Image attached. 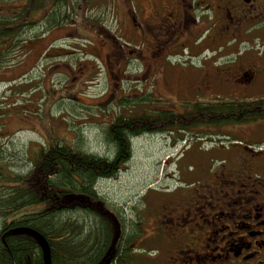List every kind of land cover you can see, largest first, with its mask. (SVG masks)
<instances>
[{"label":"rangeland","instance_id":"374dc122","mask_svg":"<svg viewBox=\"0 0 264 264\" xmlns=\"http://www.w3.org/2000/svg\"><path fill=\"white\" fill-rule=\"evenodd\" d=\"M26 1L0 0V13L19 12ZM152 5L151 0H68L69 21L48 31L45 12L38 11L37 24L24 29L18 46L0 45V171L27 174L39 150L53 141L111 156L114 146L106 130L118 115H140L145 108L179 112L193 107V100L234 94H182L173 76L178 71L158 73L154 32L142 25L154 12ZM250 38V45L241 47L261 52L264 66V25ZM184 56L173 57V62L178 67L201 63L202 55L191 60ZM236 94L234 98H264V74ZM151 95L150 102L141 103ZM171 131L135 137L131 159L115 177L97 184L98 195L127 226L139 220L148 228L158 206L155 192L174 187L180 179L196 185L204 173L238 156V149L253 159L259 155L264 175V119ZM179 137L183 142L171 149L169 144ZM45 207L21 208L10 220ZM147 250L145 256L151 254Z\"/></svg>","mask_w":264,"mask_h":264},{"label":"flooded vegetation","instance_id":"af4514ba","mask_svg":"<svg viewBox=\"0 0 264 264\" xmlns=\"http://www.w3.org/2000/svg\"><path fill=\"white\" fill-rule=\"evenodd\" d=\"M151 3L154 12L142 25L154 32V64L158 73L178 71L173 76L180 93H234V98L264 74L259 53L241 47L264 25V0ZM26 6L27 1L19 11ZM179 55L190 60L202 55L201 63L178 67L173 57ZM238 154L214 172L203 171L196 185L180 179L155 192L158 206L148 228L139 220L127 226L112 210L120 235L98 264H264L263 166L259 155L253 159L239 149ZM147 249L151 254L145 256Z\"/></svg>","mask_w":264,"mask_h":264},{"label":"trees","instance_id":"16d2710c","mask_svg":"<svg viewBox=\"0 0 264 264\" xmlns=\"http://www.w3.org/2000/svg\"><path fill=\"white\" fill-rule=\"evenodd\" d=\"M67 3L27 0L26 8L19 12L0 13V45L18 46L19 37L33 25L40 9L45 10L48 31L69 21L72 17ZM151 99L152 95L144 96L141 103ZM260 119H264V98L198 100L191 109L181 112L145 108L140 115H118L106 130L114 146L111 156L89 154L66 142L43 146L27 174L0 171V264H45L39 240L26 228L38 231L47 241L51 264L104 261L116 247L120 232L112 209L98 195L97 184L115 177L131 159L134 137L176 127L185 130ZM42 204L46 205L44 210L10 220L17 210Z\"/></svg>","mask_w":264,"mask_h":264},{"label":"water","instance_id":"95a60500","mask_svg":"<svg viewBox=\"0 0 264 264\" xmlns=\"http://www.w3.org/2000/svg\"><path fill=\"white\" fill-rule=\"evenodd\" d=\"M26 232L33 234L39 240L42 251H43V258H44L45 264H51V254H50L49 245L47 241L44 240L42 234L30 228H26Z\"/></svg>","mask_w":264,"mask_h":264}]
</instances>
